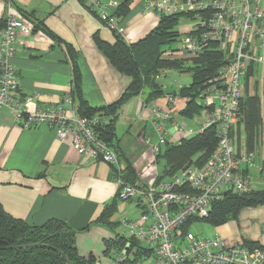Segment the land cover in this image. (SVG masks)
<instances>
[{"label":"crops","instance_id":"0c3cea01","mask_svg":"<svg viewBox=\"0 0 264 264\" xmlns=\"http://www.w3.org/2000/svg\"><path fill=\"white\" fill-rule=\"evenodd\" d=\"M125 1L117 0L119 4ZM10 2L0 0V18L22 16L21 13L33 15L37 22L47 28L48 33L55 36L52 38L38 30L30 36L21 35L15 44L11 63L19 73L21 96L32 98L27 105L29 111L40 107L55 108L71 92L73 64L67 45L75 53L82 77L83 98L94 108L118 102L132 79L117 71L99 48V42L115 45L117 36L88 8V0ZM102 4L108 6L110 0H102ZM159 22L158 12L145 11L144 0H132L130 12L122 20L125 29L122 40L135 44L151 34ZM254 96L260 99L263 124L251 151L257 160L255 158L245 171L252 182V191L264 186L261 178L264 160V65L261 64L253 67L243 84L244 99ZM184 104L185 99L177 98L175 101L179 109ZM148 105L163 107L166 105L165 98L150 104H146L143 95L132 98L121 108L116 124L120 151L135 168L141 185L147 187L154 184L160 172L154 149L145 142L150 139L153 144L157 143ZM67 109L73 112L76 107L67 106ZM193 119L198 127L205 120L204 111ZM187 137V133L178 129L174 131L172 127L168 139L175 144ZM234 137L239 150H248L244 128L239 131V124L234 128ZM71 142L70 136L61 140L46 125L25 129L22 125L0 119L2 209L12 218L34 226H42L52 219L63 221L77 231L76 244L80 256L95 258V264H155L153 256L134 262L135 257L131 252L127 253L128 260L120 263L119 253L109 250L110 241L126 235L128 229L121 218L127 215L129 205L135 201L123 202L118 199L119 186L113 177L111 164L81 156ZM111 203L116 204L117 208L111 217V222L119 223L115 230L95 223ZM202 224L196 221L193 228ZM209 228L213 232L210 238L219 236L227 245L249 241L264 247V206L245 209L238 222Z\"/></svg>","mask_w":264,"mask_h":264},{"label":"built area","instance_id":"2783aa9c","mask_svg":"<svg viewBox=\"0 0 264 264\" xmlns=\"http://www.w3.org/2000/svg\"><path fill=\"white\" fill-rule=\"evenodd\" d=\"M88 3V8L109 29L124 32L122 20L115 17L117 0H110L108 6L102 0ZM144 9L156 11L160 16L185 14L183 21L191 22L179 27V46L165 53L164 59L196 58L216 50L225 55L227 62L200 91L205 120L197 128L188 129L179 120L189 98L181 109L175 106L177 98L170 95L165 97L163 107L148 108L158 142L153 144L150 139L145 142L152 146L156 156L170 142L172 127L191 137L215 125L218 145L205 163L195 162L148 190L116 180L119 187L123 186L121 201L140 197L146 206V212L139 218L128 214L121 218L128 229L124 236L151 249L155 264H264L261 249L245 243L227 245L219 236L200 238L189 231L191 224L188 231L183 230L192 219L208 217L212 204L220 202L224 195L252 191V182L244 171L255 157L247 149H238L232 132L240 121L244 80L252 67L264 65V0H144ZM33 32L34 25L27 19L8 16L0 40V119L25 129L46 125L61 140L70 136L71 146L81 156L120 167L115 152L95 133L98 120L82 118L76 110L67 109L74 106L71 93L55 108L40 107L33 112L27 109L32 98L21 96L19 73L11 59L19 37ZM127 253L124 249L119 254L120 263L128 260Z\"/></svg>","mask_w":264,"mask_h":264},{"label":"trees","instance_id":"16d2710c","mask_svg":"<svg viewBox=\"0 0 264 264\" xmlns=\"http://www.w3.org/2000/svg\"><path fill=\"white\" fill-rule=\"evenodd\" d=\"M11 3L10 0H7ZM84 2V0H82ZM132 0L119 4L115 10V17L123 20L130 12ZM94 13V12H93ZM22 17L28 19L34 25V31L42 30L52 38L53 34L47 32V28L33 17L21 13ZM97 15L96 13H94ZM185 14L161 15L157 28L148 36L135 44H127L122 40V34L113 30L117 36L115 45L99 42V48L109 59L113 67L121 74L132 79L130 86L124 92L118 102L101 108L92 107L84 98L82 93V77L77 66L74 50L67 45V52L73 64V78L71 85V96L76 107L77 114L86 119H97L95 133L111 148L119 161V166L112 165V174L116 180L120 179L124 185L136 187L140 190H148L158 183L176 175L182 169L197 162L205 163L214 153L218 145L217 127L214 125L204 133L182 139L178 143L168 142L156 156L157 164L164 162L152 186H142L140 177L135 168L128 163L119 147L120 138L117 135V121L121 108L132 98L144 97L146 104L153 103L158 99L170 95L175 98L190 101L180 112V118L192 120L201 114L200 91L205 83L213 78L217 71L227 62L225 55L216 50H210L196 58L164 59L165 53L170 51L173 44L181 37V22L186 18ZM105 23V22H104ZM7 26V18H0V32ZM253 67L249 72L252 71ZM163 70H177L192 75V83L187 87H180L172 91H166L163 85L157 82ZM248 76L246 77V79ZM245 81V80H244ZM149 107V105H148ZM239 131L244 128L249 153L254 150L259 135L260 126L263 124L258 96L248 97L242 100ZM240 141V134L238 135ZM245 172V171H244ZM247 173V172H246ZM248 176V175H247ZM261 178L264 181V170ZM123 186L119 187L118 199ZM137 200L136 206L146 212L142 198L138 197L127 202ZM264 206V186L262 189L253 190L248 193H228L220 202L212 204L208 217L192 219L183 230L188 231L189 225L201 221L213 228L225 226L231 222H238L241 213L248 208ZM116 204L111 203L95 222L102 224L111 230L119 225L111 222L115 214ZM77 231L69 228L63 221L52 219L42 226L29 225L24 221L16 220L9 216L0 206V264H95V258L81 257L76 244ZM128 244L130 247H127ZM251 248L264 251L260 244L245 241ZM31 245H41L37 248H27ZM16 247V248H13ZM108 248L116 253L124 249L134 254V262H141L153 256L154 252L140 244L134 238L120 236L116 241H110ZM155 262V261H154Z\"/></svg>","mask_w":264,"mask_h":264},{"label":"rangeland","instance_id":"374dc122","mask_svg":"<svg viewBox=\"0 0 264 264\" xmlns=\"http://www.w3.org/2000/svg\"><path fill=\"white\" fill-rule=\"evenodd\" d=\"M186 24H191V22H181V25H186ZM179 46V40L173 44V49L177 48ZM157 82L161 85H163L164 89L168 92L174 90L175 88H179V85L181 87H187L192 83V75L190 73L187 72H180L177 70H163L158 79ZM182 121L184 122V125L187 126L188 129H195L197 127L196 124V120H190V119H184L182 118ZM179 136V135H178ZM232 136L233 139L235 141V137H234V130L232 132ZM157 138V142H158V137ZM156 141V139H155ZM236 143V141H235ZM164 148V145L162 146V149ZM257 160V157H255ZM160 167V171L162 170L163 166H164V162L160 161V163L158 164ZM254 178V177H253ZM253 180V179H252ZM135 202H133V204L131 203L129 205L130 207V211L128 210V215L134 219L139 218L141 216V214L143 213V209L142 208H138L136 205V201L137 200H133ZM143 206H145V202L141 203ZM189 231L193 232L195 234H198L200 238H210L213 235L211 233H213L211 231V228H209L208 225L206 224H202L197 228H193V225H190L189 227Z\"/></svg>","mask_w":264,"mask_h":264},{"label":"water","instance_id":"95a60500","mask_svg":"<svg viewBox=\"0 0 264 264\" xmlns=\"http://www.w3.org/2000/svg\"><path fill=\"white\" fill-rule=\"evenodd\" d=\"M41 245H31V246H28L27 248H37V247H40ZM13 248H16V247H13Z\"/></svg>","mask_w":264,"mask_h":264},{"label":"flooded vegetation","instance_id":"af4514ba","mask_svg":"<svg viewBox=\"0 0 264 264\" xmlns=\"http://www.w3.org/2000/svg\"><path fill=\"white\" fill-rule=\"evenodd\" d=\"M119 261V260H118Z\"/></svg>","mask_w":264,"mask_h":264}]
</instances>
